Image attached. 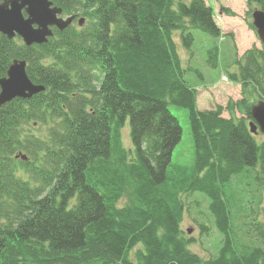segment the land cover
I'll return each instance as SVG.
<instances>
[{
    "label": "trees",
    "instance_id": "trees-1",
    "mask_svg": "<svg viewBox=\"0 0 264 264\" xmlns=\"http://www.w3.org/2000/svg\"><path fill=\"white\" fill-rule=\"evenodd\" d=\"M50 1L83 25L41 45L0 34V79L23 60L44 88L0 106V264H261L264 141L248 122L264 102V45L227 75L240 100L200 111L174 36L190 48L193 30L222 35L204 0ZM206 62L217 67L216 47ZM170 106L187 112L189 164L171 162L182 129ZM195 193L222 236L206 260L180 228Z\"/></svg>",
    "mask_w": 264,
    "mask_h": 264
},
{
    "label": "rangeland",
    "instance_id": "rangeland-1",
    "mask_svg": "<svg viewBox=\"0 0 264 264\" xmlns=\"http://www.w3.org/2000/svg\"><path fill=\"white\" fill-rule=\"evenodd\" d=\"M204 2L212 8L214 20L218 27L222 28L220 30L224 34L220 37H213L193 30L191 32L193 43L190 48L183 47L178 33L174 36L182 64L189 69L185 80L190 87L196 90L197 109L200 111L214 110L218 106L225 108L228 102L235 103L240 100V86L228 81L227 75L236 72L235 62L247 50L252 47L258 49L262 47L252 28L251 19L253 10L259 7L248 5L247 0H204ZM221 8L227 9L228 12H220ZM75 24L76 22L73 23ZM215 47L218 49V65L216 68H211L206 62L207 52ZM170 112L177 118L182 129L181 140L172 152L171 162L177 165L189 164L193 159V143L187 112L176 106H170ZM222 116L229 118L227 112H223ZM241 116L236 109L234 118L238 119ZM256 140L262 142L264 137L259 134ZM121 141L125 149L132 147L127 124L121 131ZM240 180L232 182L234 189L243 186L242 182L245 179H242V182ZM182 200L186 211L180 228L183 235L191 240L188 249L201 260L217 256L222 236L214 226L213 218L209 213V200L200 193L183 197ZM261 206L264 207V192ZM201 226H205V231L201 230Z\"/></svg>",
    "mask_w": 264,
    "mask_h": 264
},
{
    "label": "water",
    "instance_id": "water-1",
    "mask_svg": "<svg viewBox=\"0 0 264 264\" xmlns=\"http://www.w3.org/2000/svg\"><path fill=\"white\" fill-rule=\"evenodd\" d=\"M61 14L62 10L50 0H0V34L9 40L17 36L25 46L45 44L52 36V28L63 31L76 18L73 15L63 19ZM251 19L257 38L264 45V11L255 8ZM78 23L81 26L83 19ZM25 68V61L13 60L6 77L0 79V106L14 99H29L44 90L29 80ZM250 114L249 132L264 137V102L253 105Z\"/></svg>",
    "mask_w": 264,
    "mask_h": 264
},
{
    "label": "crops",
    "instance_id": "crops-1",
    "mask_svg": "<svg viewBox=\"0 0 264 264\" xmlns=\"http://www.w3.org/2000/svg\"><path fill=\"white\" fill-rule=\"evenodd\" d=\"M227 8V7H226ZM220 29L222 30V28L220 27ZM224 34V32L222 31V35Z\"/></svg>",
    "mask_w": 264,
    "mask_h": 264
}]
</instances>
